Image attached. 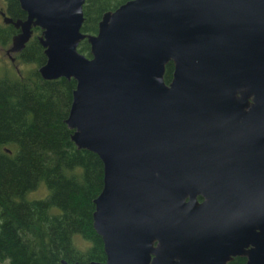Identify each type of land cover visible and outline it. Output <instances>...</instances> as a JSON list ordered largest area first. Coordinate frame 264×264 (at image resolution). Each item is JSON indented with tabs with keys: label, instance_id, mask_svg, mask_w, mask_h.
Instances as JSON below:
<instances>
[{
	"label": "water",
	"instance_id": "water-1",
	"mask_svg": "<svg viewBox=\"0 0 264 264\" xmlns=\"http://www.w3.org/2000/svg\"><path fill=\"white\" fill-rule=\"evenodd\" d=\"M19 2L7 54L42 28L39 71L77 80L66 121L104 163L90 264H264V0H127L96 33L85 0Z\"/></svg>",
	"mask_w": 264,
	"mask_h": 264
},
{
	"label": "trees",
	"instance_id": "trees-1",
	"mask_svg": "<svg viewBox=\"0 0 264 264\" xmlns=\"http://www.w3.org/2000/svg\"><path fill=\"white\" fill-rule=\"evenodd\" d=\"M8 13L25 18L19 0H7ZM127 0H85L82 30L96 33L103 14ZM17 54L24 70L0 66V260L9 264H63L62 260L105 261L102 236L94 227V199L104 184V163L72 139L66 119L77 80L44 78L47 56L40 26ZM18 28L0 22V44L9 45ZM79 50L91 56L82 39ZM15 65V64H14ZM174 63L166 65L172 78ZM42 186L45 193L36 195ZM88 242L86 247L79 240Z\"/></svg>",
	"mask_w": 264,
	"mask_h": 264
},
{
	"label": "rangeland",
	"instance_id": "rangeland-1",
	"mask_svg": "<svg viewBox=\"0 0 264 264\" xmlns=\"http://www.w3.org/2000/svg\"><path fill=\"white\" fill-rule=\"evenodd\" d=\"M6 9V0H0V22L5 23L3 20V15L1 13V10ZM19 64L14 63L10 57L8 56L6 52V47L0 45V66L4 67V65L11 66L13 68H16L15 66H20L24 70L29 69L32 65L31 64H26L21 61L18 62ZM15 64V65H14ZM36 195L44 194L45 193V187L42 186L39 188L37 191L33 192ZM79 245L82 247H86L88 245V242L85 241L84 239L79 240ZM0 264H9L8 260H0Z\"/></svg>",
	"mask_w": 264,
	"mask_h": 264
},
{
	"label": "flooded vegetation",
	"instance_id": "flooded-vegetation-1",
	"mask_svg": "<svg viewBox=\"0 0 264 264\" xmlns=\"http://www.w3.org/2000/svg\"><path fill=\"white\" fill-rule=\"evenodd\" d=\"M7 7H8V1L6 0V9L4 11H6L8 13V10H7ZM1 13H2V10H1ZM9 14V13H8ZM42 29V28H41ZM19 31V29H18ZM12 42V41H11ZM11 42L9 43V45L7 46H4L6 47V49L10 46ZM1 45V44H0ZM3 46V45H1ZM19 52H12V55L16 58L13 62L16 63L17 62V54ZM9 56V55H8ZM10 57V56H9ZM11 59V58H10ZM198 199L199 200H203V196L202 195H199L198 196ZM247 260V256L246 255H236L233 257V259H230L229 262L233 263V264H241V263H245Z\"/></svg>",
	"mask_w": 264,
	"mask_h": 264
}]
</instances>
